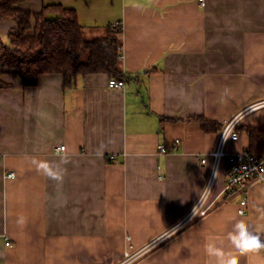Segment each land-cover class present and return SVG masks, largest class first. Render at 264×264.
<instances>
[{
  "label": "crops",
  "instance_id": "0c3cea01",
  "mask_svg": "<svg viewBox=\"0 0 264 264\" xmlns=\"http://www.w3.org/2000/svg\"><path fill=\"white\" fill-rule=\"evenodd\" d=\"M54 3L77 10L88 38L122 24L127 79L114 87L106 73H90L63 89L59 73L42 74L33 86L3 74L12 86L0 90V264H118L129 243L137 249L153 240L134 264H208L207 238L219 237L214 242L230 250L235 220L253 230L264 223L257 211L264 210V186L252 182L227 198L225 164L209 212L182 224L206 185L207 155L220 134L191 117L224 126L239 115V137L228 143L234 151L249 147L244 126L264 125V106L247 109L264 99V0L19 6L35 12ZM14 27L1 20L0 36ZM33 159L51 162L62 179L38 172ZM9 171L15 176L6 177Z\"/></svg>",
  "mask_w": 264,
  "mask_h": 264
},
{
  "label": "trees",
  "instance_id": "16d2710c",
  "mask_svg": "<svg viewBox=\"0 0 264 264\" xmlns=\"http://www.w3.org/2000/svg\"><path fill=\"white\" fill-rule=\"evenodd\" d=\"M23 1L0 0V21L15 22L6 39L0 36V90L12 86L3 78L7 71L19 74L25 86L36 85L42 74L59 73L63 89L73 87L78 76L90 73L127 79L122 65L120 22L105 25L103 36L88 38L75 8L54 3L33 12L19 6ZM191 118L202 121L207 131L223 128L202 115ZM244 129L250 138L247 149L254 154L264 153V125Z\"/></svg>",
  "mask_w": 264,
  "mask_h": 264
},
{
  "label": "built area",
  "instance_id": "2783aa9c",
  "mask_svg": "<svg viewBox=\"0 0 264 264\" xmlns=\"http://www.w3.org/2000/svg\"><path fill=\"white\" fill-rule=\"evenodd\" d=\"M203 2V0H200ZM109 85L114 87H121L125 85V80L110 78ZM264 106V100L258 101L257 103L251 104L247 109H255ZM239 121V115L229 119L220 131L219 139L215 149H213L207 156L211 158V167L207 177L206 185L198 198V200L193 205L192 209L189 211L185 219L182 220V224L195 218L206 215L211 209L212 204L209 202V198L214 187L218 173L223 165L226 164V184L224 187V193L227 198L233 197L239 192H246L249 185L252 182H258L264 186V153L254 154L247 148L234 151L228 148V143L231 140H237L239 133L237 130ZM227 134L228 139H224V135ZM235 137V138H233ZM179 140H176L178 143ZM65 145H59L56 147L58 151H64ZM164 150V147H162ZM207 156L201 157V162H207ZM6 177H14L15 171H9L5 174ZM248 205V196L243 195L239 202L238 213H245ZM181 224V223H180ZM7 244H10L7 242ZM130 247L132 244L130 243ZM148 248V247H144ZM141 254V253H140ZM136 253L135 255L130 254V263L134 259L140 258L141 255ZM129 256V254H128Z\"/></svg>",
  "mask_w": 264,
  "mask_h": 264
},
{
  "label": "clouds",
  "instance_id": "9594fccd",
  "mask_svg": "<svg viewBox=\"0 0 264 264\" xmlns=\"http://www.w3.org/2000/svg\"><path fill=\"white\" fill-rule=\"evenodd\" d=\"M235 138V137H233ZM227 140V134L224 135ZM38 172H42L53 180L62 179V173L57 168H54L52 163L46 160L33 159ZM261 212V218L264 219V210L257 209ZM243 217V213H239ZM264 234V223L257 224L255 229L247 222L246 219H237L232 225V230L227 233V239L231 242L232 248L225 250L218 246L214 240L219 237L207 238L204 245V252L209 258L208 264H240L242 257H246L248 264H264V240L261 235Z\"/></svg>",
  "mask_w": 264,
  "mask_h": 264
},
{
  "label": "rangeland",
  "instance_id": "374dc122",
  "mask_svg": "<svg viewBox=\"0 0 264 264\" xmlns=\"http://www.w3.org/2000/svg\"><path fill=\"white\" fill-rule=\"evenodd\" d=\"M7 37L5 36L4 37V39H6ZM264 100V99H263ZM260 101H262V100H260ZM258 101H256V102H254V103H257ZM221 131V130H220ZM205 216V215H204ZM202 217V216H201ZM195 218H197V217H195ZM194 219V218H193ZM182 226V224L181 225H179V227H181ZM129 239H130V237L129 236H127V241H129ZM154 244H156V240H153V241H151L149 244H147L146 246H144V247H148V248H144V247H141V248H137V249H135V248H133V245H132V247H130V243L127 245V248H126V250L124 251V254H123V256H122V258L120 259V261H119V263L118 264H134L135 263V261H137L138 259H134L132 262L130 261V263L129 262H127L128 260H129V257H131L130 256V254H132V255H135L136 253H138V255L140 254L141 256L142 255H144L147 251H149V249H151V247L154 245ZM128 254H129V256H128ZM140 256V257H141Z\"/></svg>",
  "mask_w": 264,
  "mask_h": 264
}]
</instances>
